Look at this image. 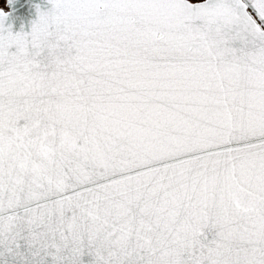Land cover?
Here are the masks:
<instances>
[{
  "label": "snow or ice",
  "instance_id": "obj_1",
  "mask_svg": "<svg viewBox=\"0 0 264 264\" xmlns=\"http://www.w3.org/2000/svg\"><path fill=\"white\" fill-rule=\"evenodd\" d=\"M47 3L0 9V264H264V0Z\"/></svg>",
  "mask_w": 264,
  "mask_h": 264
},
{
  "label": "water",
  "instance_id": "obj_2",
  "mask_svg": "<svg viewBox=\"0 0 264 264\" xmlns=\"http://www.w3.org/2000/svg\"><path fill=\"white\" fill-rule=\"evenodd\" d=\"M8 9H2L8 14L5 20V26L11 25L12 30L19 31L23 26L24 31H29L31 21L36 18V6L39 5L41 10L50 7L47 0H7Z\"/></svg>",
  "mask_w": 264,
  "mask_h": 264
},
{
  "label": "rangeland",
  "instance_id": "obj_3",
  "mask_svg": "<svg viewBox=\"0 0 264 264\" xmlns=\"http://www.w3.org/2000/svg\"><path fill=\"white\" fill-rule=\"evenodd\" d=\"M0 7L5 9L7 7V0H0Z\"/></svg>",
  "mask_w": 264,
  "mask_h": 264
},
{
  "label": "flooded vegetation",
  "instance_id": "obj_4",
  "mask_svg": "<svg viewBox=\"0 0 264 264\" xmlns=\"http://www.w3.org/2000/svg\"><path fill=\"white\" fill-rule=\"evenodd\" d=\"M6 10L8 9V5H7V7L5 8Z\"/></svg>",
  "mask_w": 264,
  "mask_h": 264
}]
</instances>
